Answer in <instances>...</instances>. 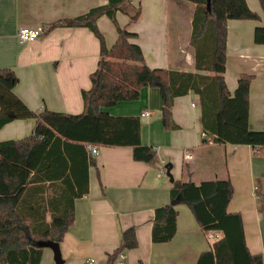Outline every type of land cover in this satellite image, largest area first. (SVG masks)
I'll return each mask as SVG.
<instances>
[{
  "label": "crops",
  "instance_id": "0c3cea01",
  "mask_svg": "<svg viewBox=\"0 0 264 264\" xmlns=\"http://www.w3.org/2000/svg\"><path fill=\"white\" fill-rule=\"evenodd\" d=\"M106 2L0 0V69L15 73L13 91L30 109L71 114L84 110L81 91L91 87L99 40L85 26L50 25ZM188 2L129 0L116 11V23L135 33L129 40L140 46L149 67L194 71L190 45L194 5ZM246 2L260 18L220 23L224 47L216 71L229 93L239 76L250 77L249 125L264 130V45L253 41V28L264 24V16L258 0ZM137 8L138 17L131 20L130 13ZM96 24L106 46H111L117 37L115 24L106 15L99 16ZM20 27L39 28L41 33L21 43ZM102 110L114 116H138L141 143L152 146L156 155L147 163L134 160L130 146L99 145V152L92 155L94 163L88 165V191L74 199L73 222L59 241L64 264H106L107 255L129 226L134 227L138 244L121 251L123 264H195L199 253L221 233L203 231L189 207L178 204L174 236L152 242L154 209L170 201L172 179L198 183L225 178L233 187L227 211L241 215L246 245L264 263V210L257 207L258 195L264 198V146L220 143L204 136L193 92L173 99V129L162 125L161 95L155 87L144 86L137 99L120 100ZM146 111L149 114L142 116ZM34 124L33 118L5 123L0 127V141L28 136ZM164 166L165 172L160 173ZM40 264H54L49 247L43 248Z\"/></svg>",
  "mask_w": 264,
  "mask_h": 264
},
{
  "label": "trees",
  "instance_id": "16d2710c",
  "mask_svg": "<svg viewBox=\"0 0 264 264\" xmlns=\"http://www.w3.org/2000/svg\"><path fill=\"white\" fill-rule=\"evenodd\" d=\"M129 0H107L74 17L59 19L50 26H85L98 38L99 59L92 72L91 87L81 91L84 110L71 114L30 109L13 91L15 73L0 69V127L14 119L33 118L32 132L20 139L0 141V263L40 264L41 242L59 241L74 219V199L88 191V165L94 158L87 143L101 146H130L134 160L152 162L155 149L141 143L138 116H114L102 110L120 100H135L144 86L158 88L161 122L173 129L171 106L177 96L193 92L198 98L201 127L220 143L264 146V130L249 125V76H239L232 93L216 71L224 39L219 25L227 19L259 20L246 0H188L194 8L190 45L194 71L149 67L140 46L129 39L135 35L116 23L115 13ZM264 16V0H258ZM127 12V9H124ZM133 9L130 19L138 17ZM106 15L117 37L106 46L96 19ZM253 41L264 45V24L253 28ZM63 145L64 149H55ZM233 187L228 178L193 181L173 180L170 201L154 209L152 242L170 240L176 231L178 204H186L205 232L218 231L195 264H264L259 253L248 249L242 218L227 211ZM264 210V198L257 197ZM133 226L125 228L118 246L107 255L115 264L123 250L135 248Z\"/></svg>",
  "mask_w": 264,
  "mask_h": 264
},
{
  "label": "built area",
  "instance_id": "2783aa9c",
  "mask_svg": "<svg viewBox=\"0 0 264 264\" xmlns=\"http://www.w3.org/2000/svg\"><path fill=\"white\" fill-rule=\"evenodd\" d=\"M41 33V30L39 28H31V27H20L17 30V38L18 41L21 43L32 41L36 39ZM149 112H143L141 113L142 116L148 115ZM205 136V133L203 134ZM86 150L90 155H95L99 152V145L93 144V143H87L86 144ZM185 158H189L190 154L184 153ZM165 172V166L161 167L160 173ZM93 259H90L92 261ZM124 261V254L120 252L115 260V264H123Z\"/></svg>",
  "mask_w": 264,
  "mask_h": 264
},
{
  "label": "water",
  "instance_id": "95a60500",
  "mask_svg": "<svg viewBox=\"0 0 264 264\" xmlns=\"http://www.w3.org/2000/svg\"><path fill=\"white\" fill-rule=\"evenodd\" d=\"M209 4L210 0H206L207 8L209 7ZM40 245H42L43 247H49L52 250L54 264H64L63 258L61 256L59 243L57 241H45L41 242Z\"/></svg>",
  "mask_w": 264,
  "mask_h": 264
},
{
  "label": "rangeland",
  "instance_id": "374dc122",
  "mask_svg": "<svg viewBox=\"0 0 264 264\" xmlns=\"http://www.w3.org/2000/svg\"><path fill=\"white\" fill-rule=\"evenodd\" d=\"M187 1H188V0H187ZM188 3H190V1H189Z\"/></svg>",
  "mask_w": 264,
  "mask_h": 264
}]
</instances>
